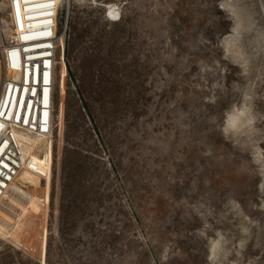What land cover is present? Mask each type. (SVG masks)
<instances>
[{
	"label": "rangeland",
	"instance_id": "rangeland-1",
	"mask_svg": "<svg viewBox=\"0 0 264 264\" xmlns=\"http://www.w3.org/2000/svg\"><path fill=\"white\" fill-rule=\"evenodd\" d=\"M57 35L0 264H264V0H61Z\"/></svg>",
	"mask_w": 264,
	"mask_h": 264
},
{
	"label": "built area",
	"instance_id": "built-area-1",
	"mask_svg": "<svg viewBox=\"0 0 264 264\" xmlns=\"http://www.w3.org/2000/svg\"><path fill=\"white\" fill-rule=\"evenodd\" d=\"M60 1L0 0V200L11 191L31 201L20 170L41 181L51 169V145L24 150L17 130L40 138L52 134ZM18 220L15 214L10 224ZM13 244L27 251L19 242Z\"/></svg>",
	"mask_w": 264,
	"mask_h": 264
},
{
	"label": "bare ground",
	"instance_id": "bare-ground-1",
	"mask_svg": "<svg viewBox=\"0 0 264 264\" xmlns=\"http://www.w3.org/2000/svg\"><path fill=\"white\" fill-rule=\"evenodd\" d=\"M13 75H14V74H13ZM54 85H55V83H54ZM22 133H29V134H34V133H33V132L26 131V130H20V129L17 130V138H18V141H19L21 147L23 148L22 141H21V135H22ZM23 149H24V148H23ZM22 171H23V169L20 170L19 175L21 174ZM0 201H1V200H0ZM24 248H25V247H24Z\"/></svg>",
	"mask_w": 264,
	"mask_h": 264
}]
</instances>
